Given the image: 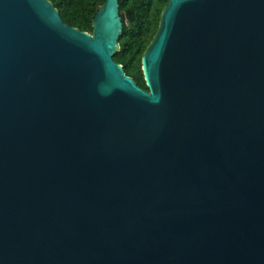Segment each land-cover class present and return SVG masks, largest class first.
Returning <instances> with one entry per match:
<instances>
[{
	"label": "water",
	"instance_id": "water-1",
	"mask_svg": "<svg viewBox=\"0 0 264 264\" xmlns=\"http://www.w3.org/2000/svg\"><path fill=\"white\" fill-rule=\"evenodd\" d=\"M50 0H0V264H264V0H168L142 57Z\"/></svg>",
	"mask_w": 264,
	"mask_h": 264
},
{
	"label": "trees",
	"instance_id": "trees-1",
	"mask_svg": "<svg viewBox=\"0 0 264 264\" xmlns=\"http://www.w3.org/2000/svg\"><path fill=\"white\" fill-rule=\"evenodd\" d=\"M63 20L80 30L93 32V19L105 0H50ZM123 18V32L119 38L120 50L114 59L123 66L127 75L148 90L142 57L153 40L162 11L168 0H119Z\"/></svg>",
	"mask_w": 264,
	"mask_h": 264
}]
</instances>
